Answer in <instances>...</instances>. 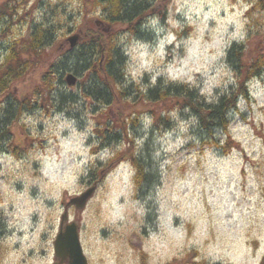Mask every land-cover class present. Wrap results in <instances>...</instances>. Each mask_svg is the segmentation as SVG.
I'll list each match as a JSON object with an SVG mask.
<instances>
[{
    "label": "rangeland",
    "instance_id": "obj_1",
    "mask_svg": "<svg viewBox=\"0 0 264 264\" xmlns=\"http://www.w3.org/2000/svg\"><path fill=\"white\" fill-rule=\"evenodd\" d=\"M146 2L148 11L136 34L124 24L105 22L106 13L93 0L14 5L21 13L38 4L26 19L54 5L65 7L70 17L59 19L64 28L56 33L52 58L68 47L71 34L116 35L125 56L123 84L130 99L116 98L110 106L91 102L80 93L78 79L72 87L59 84L60 91L75 97L73 103H64L63 111H25L11 127L12 140L18 138L21 149L14 152L0 145V264H53V241L65 204L94 184L83 209H68L69 220L79 226L88 264L260 263L264 70L248 82V98H239L226 134L215 133L221 144L229 138L225 151L209 144L205 131V141H200L192 114L175 109L167 121L154 122V114L133 97L137 89L145 91L160 80L173 87L188 84L208 103L216 102L238 82L225 57L229 47L243 43L246 59L264 54V47L256 49L264 43V9L251 11L257 0ZM8 9L0 5L4 22ZM2 20L0 62L6 43L30 29L29 21L18 20L7 28ZM43 68L39 64L13 88L24 91L39 84ZM135 110L141 114L138 127H128L130 136L103 145L97 130L107 119L116 127L129 125ZM132 152L151 162L145 181L135 179Z\"/></svg>",
    "mask_w": 264,
    "mask_h": 264
},
{
    "label": "trees",
    "instance_id": "obj_2",
    "mask_svg": "<svg viewBox=\"0 0 264 264\" xmlns=\"http://www.w3.org/2000/svg\"><path fill=\"white\" fill-rule=\"evenodd\" d=\"M9 1L0 4L4 6V9L12 8V10L8 9V14H5L8 21L4 22L1 17L0 20L7 23V28L18 23V20L29 21L30 29L25 36L13 37L6 43L0 62V145L7 146L14 152L21 149L18 147L20 146L18 138L17 142L12 140L11 127L18 125V120L25 111L43 109L46 112L49 110L60 112L65 107L64 103H73L75 97L59 89V84H65L64 76L68 72H72L79 79L80 93L86 100L110 106L116 98H129L123 84L125 56L117 44L116 35L110 32L86 35L75 47L66 48L52 58L50 52L55 44L56 33L59 27L64 28L59 19L70 17L66 16L65 7L54 5L51 10L44 11L42 15L26 19V15L30 16L32 11L38 9V4L36 7L30 8L31 10H22L23 12L18 13V7L15 8L14 5L23 3L25 6L27 0ZM257 1L251 8L252 12L258 7L264 9V0ZM93 2L103 8L106 13L105 22L112 25L124 24L128 32L132 34L138 33L139 27L143 24L142 19L148 11L146 0H93ZM11 13L18 16L17 21ZM261 47H264L263 42H259L256 49L259 50ZM252 51V48L248 49V52L252 53ZM245 52L246 47L243 43H234L227 50L225 57L238 74V82L236 81L234 88H231V91L226 95L222 94L216 102L208 103L206 99L195 92V89H190L188 84L173 87L169 83L162 84L160 80L145 91L137 89L135 91L137 94L133 97L134 102L144 103L146 109L154 114V117H151L154 122L167 121L168 113L175 109L186 111L195 117L201 133L200 141H205L203 138L205 131L210 139L209 144L219 147L222 151L230 149V147L227 148L229 138L226 137L227 140L221 144L216 140L215 133L219 131L226 134L231 122V112L237 110L239 98H248V87H246L248 82L261 76L264 70L263 53L257 52L256 56L250 55L246 59ZM39 64L45 66L39 76V84L24 91H17L15 87L13 88L14 84L23 79L30 71L35 70ZM150 107L162 110L156 113ZM135 111L137 115L129 116V125L123 123L121 127H116L114 122L107 119L106 125L97 130L99 132L97 134L102 135L101 143L108 146L112 142H120L130 136L128 127L133 130L139 124L141 111ZM144 159V156H139L135 152H132L129 157V161L135 169V179L138 182L146 180L148 175L146 168L151 166V162ZM2 233H4V226L0 224V235ZM190 263L195 264L192 261ZM259 264H264V255Z\"/></svg>",
    "mask_w": 264,
    "mask_h": 264
},
{
    "label": "water",
    "instance_id": "obj_3",
    "mask_svg": "<svg viewBox=\"0 0 264 264\" xmlns=\"http://www.w3.org/2000/svg\"><path fill=\"white\" fill-rule=\"evenodd\" d=\"M81 40L80 33L69 36L66 41L70 48L74 47ZM65 82L68 86H74L77 78L71 72L66 74ZM95 185L89 187L79 196L71 198L64 206V212L61 215L60 228L53 242L54 264H87V258L83 253L81 246L78 225L76 222H68V208L75 206L77 210L83 209L92 196Z\"/></svg>",
    "mask_w": 264,
    "mask_h": 264
}]
</instances>
